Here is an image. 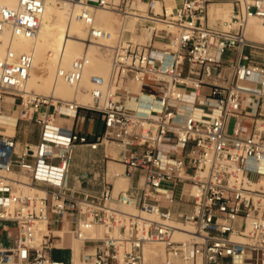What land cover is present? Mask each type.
Listing matches in <instances>:
<instances>
[{
  "label": "built area",
  "instance_id": "2783aa9c",
  "mask_svg": "<svg viewBox=\"0 0 264 264\" xmlns=\"http://www.w3.org/2000/svg\"><path fill=\"white\" fill-rule=\"evenodd\" d=\"M46 1L0 0V47L8 39L0 115L15 111L14 129L38 127L35 142L0 133V223L17 227L0 264H65L51 254L63 249L64 234L80 242L70 264H152V244H163L164 264H264V43L245 36L250 17L264 22V0H70L84 5L83 43L98 44L110 62L108 77L91 74L88 88L86 52L58 65L56 76L87 91L89 104L23 89L34 56L11 40L37 35ZM216 3L230 4L231 16L212 25L208 6ZM96 9L120 16L111 43ZM141 94L148 107L137 105ZM188 104L200 113H180ZM79 110L101 120L93 139L76 125ZM108 141L115 155L104 158L121 170L70 175L77 145L105 150ZM120 177L134 182L115 191ZM70 178L100 190L80 192ZM184 202L191 210L176 212ZM65 215L72 226L56 234ZM100 226L101 237L91 232ZM176 229L185 237L175 238Z\"/></svg>",
  "mask_w": 264,
  "mask_h": 264
},
{
  "label": "bare ground",
  "instance_id": "6f19581e",
  "mask_svg": "<svg viewBox=\"0 0 264 264\" xmlns=\"http://www.w3.org/2000/svg\"><path fill=\"white\" fill-rule=\"evenodd\" d=\"M59 3L60 5H58L56 0L46 1L45 11L42 15L40 27L35 37L26 38L16 36L11 40L12 47L16 52H30L34 56L33 66L23 89L27 92L31 91V89H35L36 92L44 93L53 98L60 97L62 99H69L70 91L73 89L75 94L79 92L78 97L80 99L79 102L81 101L80 103L89 104L91 100L88 92L76 90L62 78L57 77V67L59 64L64 67H69L75 57L86 52L90 58V62L84 70L82 85L84 88H88L89 80L87 82L86 79L88 73L90 75L93 73L99 74L104 78L108 77L110 67L109 58L100 52L98 44L83 43V39L87 32L86 26L79 18V13L84 8L83 3L70 0H61ZM211 5L213 4H209L208 6L209 18L217 17L221 20L230 18V8L219 11L214 10ZM94 12L95 23L110 31L112 35L115 30L114 22L116 21V13L104 9H96ZM118 16L119 15H117V18H119ZM245 36L248 40L264 43V22H260L255 17H250L247 20ZM110 37L103 39V42L109 43ZM7 41V37H4L3 45L0 47L1 52ZM135 90H138L137 86ZM149 104V98L141 94L140 99L137 101V105L143 108L148 107ZM186 110L191 111L193 114L200 113L197 107L191 106L190 104H188L187 109L181 108L180 113ZM16 121L17 118L10 113H2L0 115V123L6 131L13 132ZM118 180H125V178L120 177L116 181ZM24 188L29 191L33 190L28 186ZM42 229H44V231L46 230L45 222L42 223ZM91 232L101 237L105 230L101 227H94ZM55 233L63 235L62 231L59 230L55 231ZM174 235L176 238L185 237V233L178 229H176ZM146 257L152 260V264H164L165 255L163 246L159 244L148 246L146 248ZM75 263H77V261Z\"/></svg>",
  "mask_w": 264,
  "mask_h": 264
},
{
  "label": "crops",
  "instance_id": "0c3cea01",
  "mask_svg": "<svg viewBox=\"0 0 264 264\" xmlns=\"http://www.w3.org/2000/svg\"><path fill=\"white\" fill-rule=\"evenodd\" d=\"M143 4L144 3H140ZM5 113H10L9 109H5ZM79 116L80 118L77 120L76 125L79 129L83 130L84 132L89 134V138L93 139L94 136L100 132L102 128V123L99 118V116L91 111L86 110H79ZM84 116V118H82ZM19 130L18 135L16 129H14V133L19 141H30L35 142L38 136V127L35 124H25L21 122L18 123ZM0 133H6V130L0 126ZM102 147V146H100ZM107 151L106 149H102L99 152V149L96 150H89L85 145H77L74 149L73 154V163L70 167V175H81L85 172H95V173H102L105 169V166L107 168V173L109 174L110 171L117 169L121 170L122 167L118 163L105 159L104 158V152ZM111 164H110V163ZM134 179H126L125 180H118L114 181L115 184V191H117L123 184H129L133 183ZM69 184L71 187H74L78 189L80 192H92L95 193L100 190L99 185H90L86 184L85 182L79 183L76 180H73L70 178ZM175 211H182V212H189L191 210L190 203H176L174 205ZM72 224L69 221V216L65 215L63 217V225L62 227H56L57 230L60 228L65 229L71 227ZM63 249H57V250H67L69 251V264L71 263V259L74 260V262L77 261V253L79 244L76 242V240L72 239L68 234H64L63 237ZM14 247V246H13ZM71 247H73L74 252L71 253ZM52 254V253H51ZM53 257V256H52ZM65 262V261H64Z\"/></svg>",
  "mask_w": 264,
  "mask_h": 264
},
{
  "label": "rangeland",
  "instance_id": "374dc122",
  "mask_svg": "<svg viewBox=\"0 0 264 264\" xmlns=\"http://www.w3.org/2000/svg\"><path fill=\"white\" fill-rule=\"evenodd\" d=\"M56 2L58 3V5H60L59 2H61V0H56ZM139 6L142 7V8H145V5H143V4H139ZM211 6H212V8L214 10H219V11L222 10V9H227V8L231 9V5L228 4V3H216V4H213ZM157 10H159L158 7H157ZM115 16H116V21L114 22L115 30H114V32L112 33V35H111V37L109 39V43L113 42L115 40V38H116V32H117L120 16H118L119 18H117V14H115ZM217 19H219V18H217V17L216 18H209V24H212V25L215 24L217 22ZM246 51H247V49H246ZM225 58L226 59L229 58V55L228 54L225 55ZM213 75H214V71H213ZM89 76H90V74L88 73L87 76H86L87 82H88ZM128 86H130L132 89H135L136 86L138 87V84L129 83ZM88 87H89V83H88ZM31 91H33L35 93H40V92H36L35 89H31ZM78 93L75 94V91H73V89H71L70 98L68 100L76 98L79 101L80 99L78 97V95H79ZM40 94H44V93H40ZM44 95H46V94H44ZM63 99H65V98H63ZM10 114H12L14 117H17V113L15 111H11ZM20 123L21 122H19V124ZM23 125H25V123H23ZM0 126H2V125H0ZM18 130H19V127L16 128L17 135H18ZM6 133L12 135L14 133V131L13 132L6 131ZM98 149H99V152H100L103 149V147H99ZM106 150H107L108 153H111V155H115V150H116L115 149V144L111 143L110 141L106 142ZM10 176H13V175L11 174ZM126 185L127 184H123L120 188H125ZM22 191L25 192V193L30 192L29 190H27L25 188H22ZM165 206H166V203H163L162 207H165ZM124 209L132 210V209H129V208H124ZM3 225H5L7 228L6 229H2L1 228V232H0V247H13V246H15L17 244V227H16L15 222H8V221L7 222H1L0 223V227H2ZM41 226H42V224H41ZM100 227L105 230L104 227H102V226H100ZM174 237L176 238L175 235H174ZM76 242L78 244H80L79 241H76ZM159 245L163 246V244H159ZM52 256H53L54 259H61V260L65 261V264H69V251H67V250H53Z\"/></svg>",
  "mask_w": 264,
  "mask_h": 264
}]
</instances>
